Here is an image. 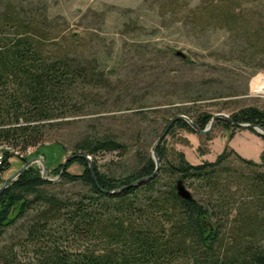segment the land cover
<instances>
[{
	"label": "trees",
	"instance_id": "16d2710c",
	"mask_svg": "<svg viewBox=\"0 0 264 264\" xmlns=\"http://www.w3.org/2000/svg\"><path fill=\"white\" fill-rule=\"evenodd\" d=\"M191 1L180 16L178 0H168L162 14H171L176 24L190 23L194 31L224 29L249 43L250 61L264 55V0H201L190 7ZM256 9L258 20L252 16ZM11 24L15 27L0 23V172L10 168L15 154L46 144L90 156L92 168L85 157H76L68 166L80 164V173L66 169L51 181L33 164L1 191L0 243L10 229L18 228L21 236L0 248V264H264V150L255 161L227 145L216 160L192 164L184 152L169 150L164 139L156 148L160 168L150 177L156 164L141 142L146 119L139 117L143 126H129L134 116L166 112L164 129L180 114L204 128L214 115L211 106L218 112L227 109L226 102L212 100L232 96L218 95L212 88L216 81L197 73L195 59L179 55L171 44L147 45L142 54L153 62L148 84L161 91L163 102L131 107V114L125 108L99 115L107 99L102 92L119 85L128 89L130 82L117 79L113 86L112 74L96 60L68 51L47 53L19 24L16 32L4 30ZM238 48L224 46L221 57L231 60L227 55L240 53ZM127 56L119 54L120 59ZM230 116L264 129V106L240 107ZM217 124L238 128L222 119ZM177 128L193 131L178 120L168 134ZM107 153L132 155L131 169L119 176L101 171L97 158ZM231 158L242 167H233ZM61 168L53 172L60 175ZM143 178L148 179L134 184ZM179 179L192 199L178 195ZM65 185L76 189L68 194ZM113 190L120 191L106 192Z\"/></svg>",
	"mask_w": 264,
	"mask_h": 264
},
{
	"label": "rangeland",
	"instance_id": "374dc122",
	"mask_svg": "<svg viewBox=\"0 0 264 264\" xmlns=\"http://www.w3.org/2000/svg\"><path fill=\"white\" fill-rule=\"evenodd\" d=\"M167 1L0 0V23L1 25L12 22L15 24V27L12 24L5 27L4 30L8 33L15 31L17 24L28 29V32L43 44L47 53L57 54L68 51L87 61L96 60V63L105 67L106 72L112 74L115 82L113 86H118L117 79H122L125 82L128 80L130 82L128 89L119 85L115 87L116 89H112L111 93L110 91L102 92L106 95L103 94L100 97L106 96L107 99L101 101L99 115L107 111L125 108L129 109L126 113L131 114L133 112L131 107L137 108L145 105L146 102L147 105L163 102V97L159 94L161 91L150 89L148 84V68L153 62L148 61L149 56L142 54L147 47L156 43L161 46L174 45L175 49L191 56L197 62V73L205 74V77H211L216 81L212 88L218 90V95L229 94L232 96V98L212 100V102H226L227 106L226 110L220 112L215 111V107L211 106L214 114L225 113L230 116L234 109L240 107L264 106V91L262 90L264 68L252 74L256 68L264 65V55H261L255 62L250 61L252 47L249 46V43L239 42L235 36L224 29L208 26L204 31L199 32L197 29L194 31L190 23H174L171 14H162L165 11L162 6ZM188 1L190 0H178L181 9L180 16L186 12V2ZM200 1L192 0L189 6H195ZM259 9H256L252 14L253 19H260ZM240 10L238 7L237 12ZM239 44H242L241 48ZM224 46L239 47L241 52L235 50L233 55L229 54L226 57L231 60H225L221 57L223 55L221 49ZM123 51L129 57L134 55L137 57H134L133 60H129L128 56L120 59L119 54ZM139 52L143 55L142 58L139 57ZM161 62L163 61L157 63ZM136 83L138 85H135ZM87 110L91 111L94 108L87 107ZM90 116L87 115L86 118ZM139 117L146 119L143 121L144 126L139 122L141 121ZM166 117V112H147L131 118L132 123L129 125L132 126L131 129L136 126L145 127L141 142L144 146L149 147L150 152L154 142L164 130ZM109 122V120L104 121L106 124ZM155 132L159 134L157 138L154 137ZM232 132H234L233 135H231ZM249 133L259 136L264 141L263 136L254 133L249 128L230 129L216 122L213 130L208 133L211 135L210 138L207 137L208 134L177 128L173 133L167 134L164 138V145L169 150L184 152L186 159L192 164H200L204 161L216 160L227 145L232 148L230 141L233 139L241 142L242 145L243 139ZM134 142L133 147H139L140 143ZM0 153H2L1 147ZM24 154L25 156L15 154L10 158V168L0 172V186L21 168L23 165L21 157L27 159L40 157L47 165L48 176L59 180V175L53 171L60 164L62 165L65 157L71 155L72 151H63L56 144H46L37 150L30 149ZM260 157L261 154L259 161ZM230 160L233 167H242L235 158ZM133 162L132 155L123 157L117 153L102 154L97 158V164L101 171L116 176L124 174L127 169L130 170ZM35 166L41 171V163H35ZM82 168L76 162L67 166V169L72 173H80ZM73 189L76 188L70 185L62 187V190L68 194H71ZM20 236L18 228L10 229L0 243V248L5 244L10 245Z\"/></svg>",
	"mask_w": 264,
	"mask_h": 264
},
{
	"label": "water",
	"instance_id": "95a60500",
	"mask_svg": "<svg viewBox=\"0 0 264 264\" xmlns=\"http://www.w3.org/2000/svg\"><path fill=\"white\" fill-rule=\"evenodd\" d=\"M179 55H183L185 56V53H183L182 51H178ZM225 120L228 121L230 123H232L233 125L240 127V128H252L254 130H256L261 136L264 137V129L256 124H249V123H240V122H235L229 115L225 114V113H216L213 115V117L211 118L210 124L205 127L202 128L199 124L195 123L192 119H190L188 116L184 115V114H180L178 116H176L175 118H173L169 124L166 126V128L163 130V132L161 133V135L157 138V140L154 142L151 152H152V157L155 160V164H156V169L154 171V173L150 176V177H154L156 175V173L158 172L159 168H160V164H161V159L156 151L157 146L164 140V138L167 136L170 128L173 126V124L178 121V120H185L190 127L199 133H203V134H208L210 133L213 128L216 125L217 120ZM76 157H85L88 162L90 167L92 168V159L90 156H84L81 154H71L65 157L64 162L62 163V168H61V172L60 175L58 176L59 178L61 177L62 173L67 169L68 163L76 158ZM22 161H23V165L21 166V168L15 172L14 174H12L10 177H8L0 186V193L1 191L7 187L11 181L15 180L17 177H19L29 166L35 164V163H41L42 164V169H41V177L45 180H51V181H57L56 179L50 178L47 174V165L45 163V161H43L40 157H35V158H23L21 157ZM148 178H143L138 180L136 183L134 184H138L142 181H145ZM176 190L177 193L180 197L184 198V199H192V193L191 191L185 186V184L183 183V181L181 179H179L176 183ZM120 190H113V191H106L108 193H115L118 192Z\"/></svg>",
	"mask_w": 264,
	"mask_h": 264
},
{
	"label": "crops",
	"instance_id": "0c3cea01",
	"mask_svg": "<svg viewBox=\"0 0 264 264\" xmlns=\"http://www.w3.org/2000/svg\"><path fill=\"white\" fill-rule=\"evenodd\" d=\"M243 140L244 141L241 145V142L239 143L233 139L230 141V145L243 157L259 161V156L264 148L263 139L253 133H249V135L247 134Z\"/></svg>",
	"mask_w": 264,
	"mask_h": 264
},
{
	"label": "built area",
	"instance_id": "2783aa9c",
	"mask_svg": "<svg viewBox=\"0 0 264 264\" xmlns=\"http://www.w3.org/2000/svg\"><path fill=\"white\" fill-rule=\"evenodd\" d=\"M23 156V154H21ZM4 157H3V153H0V164L2 163Z\"/></svg>",
	"mask_w": 264,
	"mask_h": 264
},
{
	"label": "bare ground",
	"instance_id": "6f19581e",
	"mask_svg": "<svg viewBox=\"0 0 264 264\" xmlns=\"http://www.w3.org/2000/svg\"><path fill=\"white\" fill-rule=\"evenodd\" d=\"M262 90L264 91V85H262Z\"/></svg>",
	"mask_w": 264,
	"mask_h": 264
}]
</instances>
